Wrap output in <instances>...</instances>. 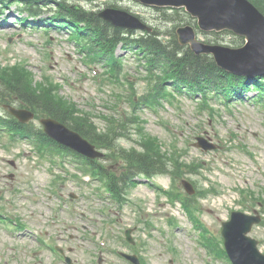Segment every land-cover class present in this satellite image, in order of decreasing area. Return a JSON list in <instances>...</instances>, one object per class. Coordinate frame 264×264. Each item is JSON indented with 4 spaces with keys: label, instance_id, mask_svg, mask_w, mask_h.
I'll return each instance as SVG.
<instances>
[{
    "label": "rangeland",
    "instance_id": "374dc122",
    "mask_svg": "<svg viewBox=\"0 0 264 264\" xmlns=\"http://www.w3.org/2000/svg\"><path fill=\"white\" fill-rule=\"evenodd\" d=\"M81 4L96 11L115 4L165 32L176 34L180 27L132 0ZM5 16L6 22L0 21V73L24 70L34 85L52 89L62 107L66 101L64 107L87 114L100 133L115 118L127 117L128 125L124 120L115 125L118 147L142 151L143 140L153 139L174 161L171 174H155L152 184L142 179L129 190V201L119 204L98 192L99 181L86 176L77 162L51 159L29 141L0 130V264H68L64 257L73 264H130L120 252L140 256L143 264H228L201 231L223 240L222 222L234 210L261 215L251 236L264 253V104L254 103L247 91L246 99L229 105L216 100L201 105L200 95L168 89L167 100L159 99L153 108L144 103L136 112L134 104L142 103L154 80L133 53L119 47L122 71L117 78H106L102 64L84 61V52L66 31L22 28L17 6ZM200 37L232 47L244 41L232 33ZM2 89L7 87L0 80ZM14 100L8 99L20 104ZM6 113L0 106V114ZM197 137L219 147L208 152L197 148ZM109 159L101 161L118 169ZM183 178L194 182L195 198L187 196ZM165 190L180 200L188 198L190 212ZM127 229H133L135 245L126 243Z\"/></svg>",
    "mask_w": 264,
    "mask_h": 264
},
{
    "label": "trees",
    "instance_id": "16d2710c",
    "mask_svg": "<svg viewBox=\"0 0 264 264\" xmlns=\"http://www.w3.org/2000/svg\"><path fill=\"white\" fill-rule=\"evenodd\" d=\"M250 1L264 13V0ZM12 5L17 6L20 14L27 13V16L20 17L18 21L23 26L44 23L71 31V37L80 42L82 49L87 50L91 61H102L105 68H109V71L104 72L105 76L108 74L117 78L122 71V58L116 55L119 46L133 52L147 70L149 78L154 80L144 97L148 106L155 107L159 99L167 100L169 85L179 93L185 90L190 96L201 95L204 102L209 99L229 102L233 98L243 97L249 89L257 92L253 98L255 101H264V76L248 79L221 70L212 56L196 55L189 47L181 46L174 30L165 32L156 27L152 33L141 34L116 28L103 21L98 12L73 0H0V19ZM46 12L51 13V16L43 17ZM160 12L164 14L159 20L176 22L178 26L196 23L184 10H174L170 14L165 10ZM30 17L32 21L29 20ZM3 71L4 73H0V80L7 90H0V102L9 103V98L19 99L21 106L33 110L37 116L52 117L66 124L97 148L106 149L110 153L105 157L106 161H110L111 157L115 162H119L121 171L118 173L117 170L101 165L100 161L83 158L48 138L41 128L32 124H21L11 116H0V127L7 128L14 136L31 140L38 148L45 147L51 153L61 151L65 157L82 162L87 170H91L94 179L98 177L97 179L105 182L106 189L114 199L122 200L126 189L137 183L139 176L151 177L153 174L172 172L170 164H173L174 160L164 154L153 139L143 140L142 151L127 150L115 144L114 136L120 133L115 125L122 120L128 125L127 117L115 118L111 128L100 133L87 114L76 108L64 107L68 106L66 101H63L62 107L52 89L43 88L41 84L34 85L24 70L16 69L17 72L11 74ZM140 105L142 104L139 102L134 104L136 112V108L142 109ZM120 126H124V123ZM178 173L175 172L176 175Z\"/></svg>",
    "mask_w": 264,
    "mask_h": 264
},
{
    "label": "water",
    "instance_id": "95a60500",
    "mask_svg": "<svg viewBox=\"0 0 264 264\" xmlns=\"http://www.w3.org/2000/svg\"><path fill=\"white\" fill-rule=\"evenodd\" d=\"M147 7L184 8L190 16L197 19L202 32H221L228 30L245 38L238 48L224 45H210L200 42L193 26L180 27L177 38L181 45H188L196 54L212 55L217 65L234 75L255 77L264 75V14L249 0H134ZM105 21L117 27L132 30H150L138 17L131 13L107 8L99 13ZM7 110L22 122L34 117V113L16 109ZM45 132L53 139L76 150L89 158L101 157L95 147L79 133L53 120L43 119ZM199 146L208 149L199 139ZM186 185H188L186 183ZM191 191V187L188 185ZM261 221L259 216L233 212L231 220L223 224V236L228 255L233 264H264V255L258 249V242L247 234L254 224ZM126 258L138 262L135 256Z\"/></svg>",
    "mask_w": 264,
    "mask_h": 264
}]
</instances>
